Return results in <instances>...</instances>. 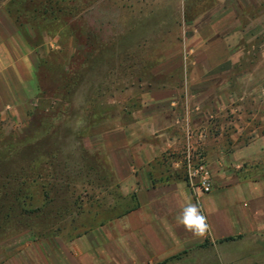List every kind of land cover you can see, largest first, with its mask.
Here are the masks:
<instances>
[{
  "label": "rangeland",
  "instance_id": "374dc122",
  "mask_svg": "<svg viewBox=\"0 0 264 264\" xmlns=\"http://www.w3.org/2000/svg\"><path fill=\"white\" fill-rule=\"evenodd\" d=\"M240 2L230 13L220 0H0L28 47L39 50L35 93L22 113L0 116V264H264L262 236L225 241L209 229L203 241L168 252V229L156 230L161 243L122 216L138 197L118 173L123 149L133 156L139 147L130 149L151 95L186 87L200 33L221 16L244 28L251 17L264 18V7ZM241 44L226 79L264 75V39ZM259 120L248 139L264 136ZM153 167L168 178V151ZM242 172L264 178V156ZM190 191L209 225L207 195Z\"/></svg>",
  "mask_w": 264,
  "mask_h": 264
},
{
  "label": "crops",
  "instance_id": "0c3cea01",
  "mask_svg": "<svg viewBox=\"0 0 264 264\" xmlns=\"http://www.w3.org/2000/svg\"><path fill=\"white\" fill-rule=\"evenodd\" d=\"M220 1L233 7L230 13L241 10V0ZM250 5L255 11L262 10L264 1L259 4L252 0ZM251 18L244 28L239 20L226 22L227 18L221 16L200 33L203 45L192 51L196 54L190 60L193 72L187 74L183 92L168 88L163 94L151 95L149 110H146L148 118H140V133L135 135L130 145V149L137 144L139 147L132 156L127 146L123 149L126 151L124 158L118 162L124 189H131L138 197L137 207L125 219L132 229L144 232L148 229L145 233H150L152 239L161 243L163 237H159L156 230L168 229V252L172 250V245H192L198 243L197 238L204 239L189 237V233L176 224L182 207L189 202L195 203L190 188L181 177L184 172L174 167V163L183 160L185 154H192L205 162L213 157L209 161L213 169L214 190L204 197V213L209 220L207 235L218 240L264 238V178L245 177L242 172L246 166L264 156V136L248 139L244 135L257 132L256 126H253L257 118H260L264 128V75L258 77L251 71L232 80L226 79L243 55L245 46L242 47L241 43L244 41L246 45H252L264 39V18ZM21 33L6 7L1 5L2 117L14 112L22 113L30 93H35L39 50L28 47ZM252 48L250 52L255 50L254 46ZM260 52L263 60L258 68L262 69L263 46ZM238 84L248 87L238 92L231 87ZM153 136L161 144L142 143ZM209 147L214 148L216 153L209 154ZM165 151H168V178L160 173V178H157L153 165ZM172 155L182 156L173 159ZM161 212L165 217H160ZM164 237L167 239V231Z\"/></svg>",
  "mask_w": 264,
  "mask_h": 264
},
{
  "label": "built area",
  "instance_id": "2783aa9c",
  "mask_svg": "<svg viewBox=\"0 0 264 264\" xmlns=\"http://www.w3.org/2000/svg\"><path fill=\"white\" fill-rule=\"evenodd\" d=\"M176 170H182L187 183L195 194L210 195L214 190L212 169L202 159L188 154L183 160L174 163Z\"/></svg>",
  "mask_w": 264,
  "mask_h": 264
},
{
  "label": "clouds",
  "instance_id": "9594fccd",
  "mask_svg": "<svg viewBox=\"0 0 264 264\" xmlns=\"http://www.w3.org/2000/svg\"><path fill=\"white\" fill-rule=\"evenodd\" d=\"M176 224L195 237H203L209 229L207 218L200 207L190 202L182 207L176 217Z\"/></svg>",
  "mask_w": 264,
  "mask_h": 264
},
{
  "label": "trees",
  "instance_id": "16d2710c",
  "mask_svg": "<svg viewBox=\"0 0 264 264\" xmlns=\"http://www.w3.org/2000/svg\"><path fill=\"white\" fill-rule=\"evenodd\" d=\"M26 184H24V183H21V185H20V187L22 188L23 186H25ZM135 210V208H133V209H129L128 211H126V212H124L123 214H122V216H126V215H128V214H130L132 211H134ZM122 216H120V217H122ZM233 238H228V239H226L225 241H231Z\"/></svg>",
  "mask_w": 264,
  "mask_h": 264
}]
</instances>
